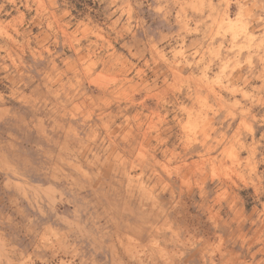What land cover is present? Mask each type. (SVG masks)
Wrapping results in <instances>:
<instances>
[{"label": "rangeland", "instance_id": "374dc122", "mask_svg": "<svg viewBox=\"0 0 264 264\" xmlns=\"http://www.w3.org/2000/svg\"><path fill=\"white\" fill-rule=\"evenodd\" d=\"M0 264H264V0H0Z\"/></svg>", "mask_w": 264, "mask_h": 264}]
</instances>
